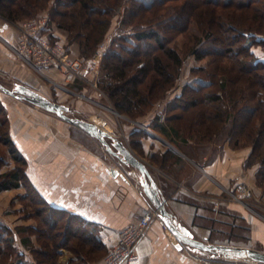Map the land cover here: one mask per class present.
<instances>
[{"label": "trees", "instance_id": "obj_1", "mask_svg": "<svg viewBox=\"0 0 264 264\" xmlns=\"http://www.w3.org/2000/svg\"><path fill=\"white\" fill-rule=\"evenodd\" d=\"M47 10L48 26L52 28L56 24L65 32L70 45L77 43L82 60L96 56L113 19L121 13L119 32L104 54L99 80L100 87L121 113L143 115L175 89L184 66L178 48L179 36L185 35L194 44L190 52L198 60L218 59L219 67L215 71L206 67L198 69L195 82L185 86L173 106L180 109L181 103L192 108L200 103L206 105L192 124V135L202 141L214 139L230 122L229 142L236 148L252 147L247 166H259L257 182L264 189V59L256 52L258 48L264 51V0L239 3L236 0H0V15L12 24ZM227 56H234L237 69L236 80H231L234 89L225 93L227 84H223L220 91H214L211 88L222 79ZM246 76L249 92L245 97L248 102L244 104L233 95ZM157 128L168 133L163 125ZM7 135L6 144L19 165L0 175V191L25 187L26 197H31L38 206L36 214L42 221L32 230L37 233L40 247L30 251V259L18 247L15 230L0 221V264H60L62 249L80 259L75 264L105 260L110 248L103 241L99 226L43 199L23 167L27 162L17 154L10 131ZM203 206L198 208L207 210L210 228L221 238L232 239L237 226L232 221L225 223L219 215L233 217L234 213L214 211L209 203ZM22 241L24 245L30 243L26 238ZM242 258L252 264H264Z\"/></svg>", "mask_w": 264, "mask_h": 264}, {"label": "crops", "instance_id": "obj_2", "mask_svg": "<svg viewBox=\"0 0 264 264\" xmlns=\"http://www.w3.org/2000/svg\"><path fill=\"white\" fill-rule=\"evenodd\" d=\"M17 43L18 31L8 25H1L0 71L20 80L29 67L24 63L18 65L13 54ZM256 52L264 59V51L258 48ZM26 105L19 101L9 102L6 108L10 136L16 144L18 154L27 162L28 175L34 189L50 205L98 225L108 248L117 242L119 232L131 224L138 214L157 209L145 190L146 184L152 187L153 183L171 216L190 229L197 240L232 246L226 238L220 240L221 235L210 228L207 210L203 209V205L209 202L214 211L220 208L231 213L236 211L249 220L252 223L253 240L259 246L257 250L264 252V217L249 211L246 203L242 202L243 198L252 195L264 201V189L257 182L259 166H247L251 147L234 149L226 141L217 150L215 147L211 148L209 156L204 157V162L185 158V166H188L189 172L180 180L164 178L152 170H149V179L131 165L123 163L121 166L122 161L113 156L102 143H98L102 149L98 152L82 139L73 136L71 129L58 125L56 117L40 111L38 107H31V104L25 110ZM103 129L109 130L107 126ZM78 131L90 136L81 129ZM91 138L95 140L94 137ZM181 159L184 158H180V162ZM11 167L14 168L15 165L12 164ZM113 169L119 171L118 176L113 175ZM14 190L18 194H25L26 188L21 186ZM14 190L0 191V195ZM207 195L219 197V207L215 205V201H207ZM228 196H234L236 202L227 198ZM198 205L203 207L198 208ZM19 206L18 204L15 225L8 214H2L1 210L0 221L13 229L24 225V214ZM222 220L227 222L226 219ZM224 231V235H227L226 229ZM228 234L230 235L229 231ZM17 244L20 249L25 250L19 234ZM177 244L176 236L158 216L147 235L137 245L140 257L138 264H248L234 262L223 251L220 254L217 251L202 253L188 245L179 249ZM60 253V264H75L80 260L67 249L60 250ZM90 264H104V259Z\"/></svg>", "mask_w": 264, "mask_h": 264}, {"label": "rangeland", "instance_id": "obj_3", "mask_svg": "<svg viewBox=\"0 0 264 264\" xmlns=\"http://www.w3.org/2000/svg\"><path fill=\"white\" fill-rule=\"evenodd\" d=\"M241 1L243 0H236V3ZM232 11L236 13H244V11L242 12L239 10ZM47 12L48 10L35 17H29L16 21L13 24L3 19L0 15V26L3 24L8 25L17 31L18 27L25 21L46 18L47 24L45 33L47 37L54 42L62 43L72 58L82 60L80 56V46L77 43L70 45L65 32L58 29L56 24L53 25V29L48 26ZM204 20H207V18ZM120 21L121 13L113 19L112 26L109 29V31H112L113 33L108 31L96 56L88 60H82V76H78L75 81L68 82L64 79L60 71L54 69L39 71L34 67L27 66L29 67L28 72L25 76L20 78V80L10 74L5 75L2 71H0V83L9 90H15L19 85H24L37 91L55 103L70 107L71 112L67 113L70 117L87 120L95 123L100 128L102 127V129L107 126L109 130H104L112 134L114 138V140L108 139L110 144H113L115 141L123 142L147 164L150 171L152 170L164 178L180 180L188 174L187 172H189L188 166H185V163H187L185 158L189 160L192 159L194 161L198 159L200 162H204V157L209 156L211 148L215 147L217 150L219 149V145L224 144L226 141L229 142L228 134L231 126L230 122L225 125V128L222 131L216 133L214 139H212L213 141H202L192 135V124H194V121L197 120L200 112L206 109L205 104L200 103L198 107L192 108L188 104L181 103L179 104L181 105L180 109L173 106L175 99L182 95L185 86L188 85V83L195 82V77L199 75L198 69L206 67L209 71H215L217 65L219 67V64H216L218 63V59L213 60L214 58H205L204 60H198L190 52V49L194 44L191 45L190 40L185 35L179 36L178 48L184 58V66L175 89L172 90V92H170L163 100L158 101L153 108L150 110L148 109V111L143 115L139 112L135 114L121 113L115 108L114 104L99 84V80L102 76L101 65L103 57L111 46L112 40L119 32L118 28L120 26ZM194 26L196 27V25ZM49 28H51V31H49ZM13 54L16 57L17 63H19L18 65H22L23 62L16 55L15 50H13ZM233 57L234 56H227L225 59V68L222 69V79L218 81V84L214 88H211L212 90L220 91L223 84H227L225 93L234 89L232 87H234L233 85L235 84H233L231 80H236L238 74ZM216 70L218 71V69ZM247 80L248 78L246 76L242 82L243 84H239L237 82L239 85L238 87L240 88H235L237 91L235 95L232 94L239 100L241 99V102H244V104L248 102L245 99L249 92ZM237 81H239V79H237ZM17 101L27 104L24 108H26L25 110H28L27 106L30 105L29 102L10 96L0 90V136L2 137V140L0 141V157H2V159L0 158V175L11 172L16 165H19L16 163L12 153L10 152V146L6 144V141L9 139L7 133L9 134L10 131V122L6 107L9 102L16 103ZM227 102L228 104L231 103L228 98ZM253 103L255 104V102ZM30 106L32 107V104ZM40 111L46 112L42 110V108H40ZM49 114L57 118L58 125L60 124L62 127L71 129L73 136L82 139L84 142L89 144L92 149L98 152L102 151L101 147L98 146V143H100L98 140H94L91 136L82 134L78 131V129L74 128V125L72 126V124L62 120L56 113ZM158 125L166 127L168 133L160 131V129L157 128ZM231 146L234 149L251 147L242 146L236 148L233 145ZM181 155L182 157H180ZM180 158L184 159H181L182 161L180 162ZM209 158L207 160H210ZM114 161L117 162V160ZM12 164L13 166L15 165L14 168L11 167ZM122 164L123 163H121V166ZM23 167L26 169L28 174L27 164ZM20 191H22V189ZM24 193L25 194H18V192L14 190L11 193L1 194L0 210L2 214H8V218L13 222V225H15L18 204L20 205V211L24 214L22 220H25V222L24 225L14 227V230L21 238L29 239L30 243L29 245H25V252L28 254V258L30 259V251L40 247L37 233L32 230L33 227L40 226L42 218H39L38 214H36V207L38 206H36L34 201L31 200V197H26L28 193L27 190ZM205 198L207 201H215V205L219 207V197L207 195ZM222 198L224 200V197ZM227 198L236 202V198L234 196H228ZM242 202L246 203L245 206L249 209V211L254 214H260L264 217V201L262 199H258L252 195L249 198H243ZM219 211L226 212L227 210L220 208ZM232 213H234L233 217L228 214L224 216L221 213V219H226L228 222L232 221V223L237 226V231L232 233V239L227 238L226 240L231 242L232 246L249 247L257 250L259 246L255 244L252 237V223L249 220L244 219L238 212L233 211ZM238 228L242 229V231ZM219 239L225 240L221 237H219ZM228 255L229 257H232L234 262L242 261L244 263L247 262L248 264H251V262L247 259H240V257L243 256H239L236 253H228Z\"/></svg>", "mask_w": 264, "mask_h": 264}, {"label": "built area", "instance_id": "obj_4", "mask_svg": "<svg viewBox=\"0 0 264 264\" xmlns=\"http://www.w3.org/2000/svg\"><path fill=\"white\" fill-rule=\"evenodd\" d=\"M47 19H32L18 27V43L15 53L26 65L37 70L60 71L68 82L82 76L83 61L72 58L64 45L54 42L45 33ZM159 216L158 209L138 214L134 221L123 228L117 242L110 248L104 264H138L137 245L147 235L148 229Z\"/></svg>", "mask_w": 264, "mask_h": 264}, {"label": "water", "instance_id": "obj_5", "mask_svg": "<svg viewBox=\"0 0 264 264\" xmlns=\"http://www.w3.org/2000/svg\"><path fill=\"white\" fill-rule=\"evenodd\" d=\"M0 90L6 94L13 96L18 99H22L30 102L31 104L38 106L47 111L56 113L62 120L80 128L81 130L88 133L91 137L98 139L107 150L113 155L118 157L126 165H131L139 170L144 176L151 179V174L147 164L140 159L128 146L123 142L115 141L113 144L108 142L109 138H113V135L106 130L100 128L95 123L87 120L73 118L67 115L71 112L70 107L55 103L50 99L46 98L37 91L30 89L24 85H19L15 90H9L3 84L0 83ZM114 176L119 175L117 169L112 171ZM150 187L148 184L145 186L147 195L149 196L152 203L156 206L159 211V216L170 231L176 236L178 240L177 247L182 249L183 245H188L196 251L206 253L213 251H223L224 253H236L239 256H244L252 259L256 262L264 263V252L252 249L249 247H237V246H226V245H215L207 243L206 241L197 240L192 231L178 221H176L166 208L165 202L160 198L159 192L156 191L155 185L152 183Z\"/></svg>", "mask_w": 264, "mask_h": 264}, {"label": "bare ground", "instance_id": "obj_6", "mask_svg": "<svg viewBox=\"0 0 264 264\" xmlns=\"http://www.w3.org/2000/svg\"><path fill=\"white\" fill-rule=\"evenodd\" d=\"M116 30V29H115ZM109 32H112V31H109ZM113 33V32H112Z\"/></svg>", "mask_w": 264, "mask_h": 264}]
</instances>
